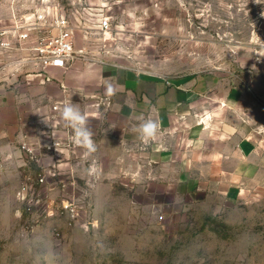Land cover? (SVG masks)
I'll list each match as a JSON object with an SVG mask.
<instances>
[{
    "label": "rangeland",
    "instance_id": "rangeland-1",
    "mask_svg": "<svg viewBox=\"0 0 264 264\" xmlns=\"http://www.w3.org/2000/svg\"><path fill=\"white\" fill-rule=\"evenodd\" d=\"M37 11L68 18L83 51L75 62L171 84L216 75L243 90L258 151L234 182L201 152L190 153V176L160 164L155 139L144 160L134 142L126 163L117 135L116 151L104 153L111 180L96 153L94 180L90 163L73 160L68 192H82L80 222L62 238L18 199L19 171L9 173L0 179V264H264V0H0V29ZM7 60L0 53V66ZM12 75L0 72V85Z\"/></svg>",
    "mask_w": 264,
    "mask_h": 264
},
{
    "label": "crops",
    "instance_id": "crops-1",
    "mask_svg": "<svg viewBox=\"0 0 264 264\" xmlns=\"http://www.w3.org/2000/svg\"><path fill=\"white\" fill-rule=\"evenodd\" d=\"M218 78L190 77L171 84L144 73L109 74L99 65L79 61L67 69L12 75L0 85V163L4 168L0 179L19 171L21 180L26 160L18 143L23 134L37 144L66 135L61 113L52 107L72 102L87 116L95 145L92 153L100 157L103 181L115 176L103 163L104 153L116 151L118 135L126 163L133 156L134 142L140 146L141 160L157 146V162L184 168L190 176L195 166L190 153L201 152L210 163L221 164L226 178L235 182L243 177L245 158L258 151L259 137L249 131L251 119L245 120L243 90ZM109 84L115 88L110 97L105 94ZM101 105L110 108L103 112ZM148 119L159 125L151 149L139 139V126ZM44 160L52 162L49 157ZM127 166L130 170L125 167L124 174H132V164Z\"/></svg>",
    "mask_w": 264,
    "mask_h": 264
},
{
    "label": "built area",
    "instance_id": "built-area-1",
    "mask_svg": "<svg viewBox=\"0 0 264 264\" xmlns=\"http://www.w3.org/2000/svg\"><path fill=\"white\" fill-rule=\"evenodd\" d=\"M108 29L109 22H102ZM0 53L11 60L0 66V72L11 69L14 75L22 72H41L47 68L67 69L83 54L75 50L74 28L65 15L37 11L13 26L0 29ZM12 57V58H10ZM6 65V66H5ZM64 103L57 102L53 111L61 113ZM66 135L63 138L46 140L40 144L31 142L23 134L18 147L26 164L22 167L18 199L27 204L38 218L54 223L58 237L70 232L80 222L81 195L70 194L68 188L76 185L73 160L89 164L91 180L97 178V159L93 153L77 146L72 139V130L63 123ZM52 160L45 162V158ZM0 163V174L3 172Z\"/></svg>",
    "mask_w": 264,
    "mask_h": 264
},
{
    "label": "clouds",
    "instance_id": "clouds-1",
    "mask_svg": "<svg viewBox=\"0 0 264 264\" xmlns=\"http://www.w3.org/2000/svg\"><path fill=\"white\" fill-rule=\"evenodd\" d=\"M105 94L112 96L115 94V88L109 84L106 88ZM61 118L66 122V125L72 130L73 142L86 150V155L95 151L94 141L92 139V132L87 126V116L82 113L79 107L72 102L65 104L62 107ZM159 125L156 121L148 119L144 120L139 126V139L145 144L154 140Z\"/></svg>",
    "mask_w": 264,
    "mask_h": 264
}]
</instances>
